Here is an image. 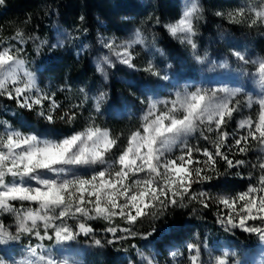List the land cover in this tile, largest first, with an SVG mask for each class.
<instances>
[{
    "label": "snow or ice",
    "instance_id": "1",
    "mask_svg": "<svg viewBox=\"0 0 264 264\" xmlns=\"http://www.w3.org/2000/svg\"><path fill=\"white\" fill-rule=\"evenodd\" d=\"M4 3L5 0H0V5ZM200 11L195 0H191L181 17L165 28L173 39L191 49L197 64H205L208 53L201 56L194 39L197 35L194 19L200 18ZM244 14L242 7L238 15ZM255 16L264 22V4L255 11ZM80 19L82 21L84 17ZM256 23L257 19H252L250 26ZM13 39L21 45L26 42L23 33H17ZM101 42L109 50V55L102 56L97 63V71L105 79L104 65L115 68L118 63L134 71L141 70L134 63L132 51L135 44L145 45L139 30L130 41ZM44 43L41 41V45ZM61 46L62 42L52 44L51 48ZM156 51L164 55L163 50ZM22 52V48L4 46L0 41V97L6 96L19 109L34 111L48 125H54L53 113L61 106L56 103L54 93L45 92L38 86L35 72L20 58ZM232 55L243 65L240 75L253 80L260 91L258 117L241 121L239 128L246 129L247 134L232 137L238 150L244 152L246 149L242 144L250 139L264 144V57L250 60L235 50ZM248 65H251L250 69ZM168 68H171L170 64ZM229 68L227 61H211L207 71L227 72ZM142 70L159 81L171 79L151 60ZM171 87L174 90L165 98L147 96L140 99L147 107L140 118V126L127 137L123 150H119V137L96 125L94 118H90L82 131L62 137H56L55 129H48V135L36 130L21 131L0 119V214L10 213L15 217L14 225L9 227L0 221V264H82L70 251L82 240L87 239L90 247L98 248L115 245L129 237L148 240L156 229L136 232L134 225L138 221L148 217L159 219L170 209L187 208L192 202L204 209L212 207L213 203L227 209L218 220L225 231L239 229L264 243V176L259 179V187L250 186L239 194L208 190L217 186L212 182L226 176L228 169L244 164L243 160L234 162L226 154L231 151V144L227 143L230 134L223 130L238 111L239 101L235 98L243 91L242 87L230 88L227 83L220 86L186 83L183 88ZM80 91L83 93L84 89ZM106 98L105 92L96 98L97 114L100 113V102ZM77 118L75 111L60 117L67 124ZM205 130L217 133L211 151L188 142L196 133L207 140ZM176 148L181 154L170 158L169 154ZM114 150H119V154L116 155ZM196 153L203 159H195ZM219 161L227 166L224 172L218 170ZM260 167L264 171V164ZM194 184L203 187L194 190ZM186 199L188 203H185ZM15 202L20 207H16ZM117 216L128 226L106 227L105 231L113 238H97L91 222L102 219L111 223ZM121 232L125 235L118 234ZM202 247L207 245H187V251L194 253L188 257L189 264H205L201 259ZM138 254L140 264H155L152 257L142 252ZM171 255L176 258L182 254L172 252ZM236 256L235 251H220L212 257L210 264H233ZM259 264H264V255Z\"/></svg>",
    "mask_w": 264,
    "mask_h": 264
},
{
    "label": "rangeland",
    "instance_id": "2",
    "mask_svg": "<svg viewBox=\"0 0 264 264\" xmlns=\"http://www.w3.org/2000/svg\"><path fill=\"white\" fill-rule=\"evenodd\" d=\"M198 8L201 10L198 15L199 19H194V24H199L200 27H204L207 21L206 15L202 14V0H195ZM191 3V0H180V16L174 20L165 23L176 22L182 15L185 8ZM207 11L209 13L211 21L214 23L213 28L215 32L211 33L208 37L204 33L197 31V35L194 37L198 45V53L203 56L205 52L208 53V61L205 64H197L191 55V49L186 45H181L178 40L173 39L176 43L174 51L163 44L159 37L152 33L141 30L139 26L134 25L127 33L123 35H116L109 32L101 27L96 29L93 37L91 38H77L71 29H63L57 27L52 37L39 38L29 37L23 34L24 40L26 41L23 45L19 44L17 40L13 39L16 36L13 35L11 38H2L4 46L14 45L23 49L21 53L22 59L25 60L26 67L34 71L37 76L38 86L45 92L54 93V99L57 104H63L68 107L69 114L71 111L77 113V120L75 123L69 124L68 127L61 128L56 131V134L63 130H71L75 125H86L88 126L90 118H94L95 124L102 127L104 119L113 116L117 119L130 118V122H134L138 127L141 124V117L146 110L147 104H141L140 99L147 96H154L159 98L167 97L169 91L172 89V85H178L183 88L184 84L191 83L196 85H214L220 86L223 83H227L228 87H242L243 91L235 98V101H239L238 111L233 114V118L228 120L227 126L223 129L229 132L228 144H231L230 152H239L243 155L250 156L244 159L242 166L236 167L241 170L232 172L229 179L215 180L212 183L217 185L216 187L208 189L213 193H227V194H239L246 191L250 186L259 187V179L264 176L260 165L264 164V144H261L258 140L250 139L246 144H242L245 147L244 152H240L235 146L232 137H239L246 135V129H240L239 124L243 120L249 118L256 119L259 112V104L257 103L260 97V91L258 85L251 79L240 75L242 63L237 61L232 55V52L240 51L246 55L250 60H254L257 57H264V22L260 21L255 16V11L260 9L261 4H264V0H206ZM1 6V5H0ZM245 9L243 16L238 15V11L241 8ZM249 8L252 10L249 11ZM222 13L217 15L216 13ZM229 13L232 15L230 16ZM221 19L227 24L236 28H241L240 34L233 32V29L227 28L226 30H220L218 20ZM252 19H257L255 25H251ZM239 21V22H236ZM102 24V23H101ZM139 30L141 37L145 40V45L135 44L133 45L132 51L135 57L134 63L137 65L138 71L127 68L124 65L117 63L115 68L104 65L107 79L100 73L103 84L89 87H70L63 86L57 83V79L48 74L42 78L41 71L42 67L37 65L34 57V52L37 51V46L47 47L49 52L54 55L67 56L73 54L76 57L82 55H88L91 58L94 68L97 70V63L101 61L102 56L109 55V50L103 47L102 40H115L118 44L121 42L130 41L135 38V32ZM21 33V32H18ZM153 37L155 42L153 43ZM41 41H44L41 45ZM62 42L61 47L55 49L51 48L52 44H59ZM39 47V48H40ZM156 49L163 50L164 55H160ZM114 59V57H112ZM152 61L157 68L162 72H167L171 79L167 82L159 81L156 77L151 76L149 73L143 71L149 61ZM211 61L217 63L227 61L230 65L229 70H217L216 72H208L207 68ZM171 68H168V65ZM249 69L251 65L247 66ZM113 72L115 80L123 83V88L126 90V95L122 98V104L115 106L111 104L107 88L109 83V75ZM139 74V75H135ZM83 88L82 93L80 89ZM61 92L58 96L61 102L56 100V93ZM101 92L107 93V98L101 101L100 113L97 114L95 110L96 98ZM85 94L87 100H85ZM3 101L8 100L7 97H2ZM234 101V102H235ZM251 102V107L249 103ZM15 103V102H14ZM11 102H0V119L7 120L13 127L21 131L36 130L42 134L48 135L42 131L35 124H30L26 121V113L36 114L34 111L22 112L17 109V105ZM80 107H77V106ZM74 109V110H72ZM47 111V108L45 109ZM55 113V112H54ZM15 117V121L10 120L9 116ZM84 127V128H85ZM131 123H128V127L116 128L117 135L119 137L118 143H120L119 150H123L127 143V137L130 136ZM83 128V129H84ZM104 128V127H102ZM78 130V131H82ZM107 129L110 134L111 131ZM136 130V129H135ZM134 130V131H135ZM205 135L208 139L205 140L199 133H196L193 137L189 138V144L195 147L208 148L210 151L213 150V142L217 141L216 132H207ZM122 143H125L122 148ZM119 150H114L115 154H119ZM222 150H225L222 148ZM226 151V150H225ZM229 153L226 151V154ZM179 148L173 150L169 156L174 157L180 155ZM228 155V154H227ZM195 159H203L199 154H195ZM196 166L193 164V167ZM246 181V182H243ZM202 185H193L194 190H199ZM185 203H188L187 199ZM196 211L193 212L192 209ZM176 211H180L186 215L187 218L184 224H180L177 220L174 221L173 227H157L156 232L153 236H150L148 240H143L139 237H129L126 240L119 241L116 243L117 250L130 261V264H140L141 256L138 252L144 253V255L152 257L155 264H189L188 257L191 254L187 251L188 244H206L207 247L201 248V259L205 261V264H210L212 257L219 255L220 251L228 250L235 251L237 256L234 258L233 264H259V261L264 255V243L259 241L258 245L254 248L239 242L233 238V232L222 231L223 228L219 222L216 226L206 222L207 218L205 214L210 209L211 212L218 218L224 215L227 209L217 207L214 203L212 207L204 209L198 203L192 202L187 208H173ZM164 217V216H163ZM159 219H152L151 217L144 218L138 221L134 225V230L139 233L147 231L150 225H153ZM0 221L1 218H0ZM14 220L5 225L9 227L14 225ZM105 227L115 226L118 228L127 227L124 221L120 218L114 217L111 223L99 219ZM4 224V223H3ZM222 229V230H221ZM152 231V230H151ZM149 231V232H151ZM242 231V230H241ZM119 235H125L124 233H118ZM90 243L77 244L71 249V254L76 259L82 261V264H98L102 263L105 255V247L98 248L89 246ZM136 245V247H132ZM177 252L182 255H177L173 258L171 253ZM15 254V253H13Z\"/></svg>",
    "mask_w": 264,
    "mask_h": 264
},
{
    "label": "trees",
    "instance_id": "3",
    "mask_svg": "<svg viewBox=\"0 0 264 264\" xmlns=\"http://www.w3.org/2000/svg\"><path fill=\"white\" fill-rule=\"evenodd\" d=\"M180 11V0H5V3L0 6V37L11 38L16 33L21 32L33 38H49L53 36L57 27H61L63 29L73 30L75 36L81 39L93 37L98 27L116 35H123L134 25H137L141 30L159 37L166 47L174 51L175 49L177 50L176 43L168 34L165 23L176 20L180 16ZM205 11H207V3L206 0H202L201 15L205 14L207 21L204 27H200L197 23L195 27L197 31L204 33L208 37L211 33L215 32V29L213 28L214 23L209 19L211 18L210 14L205 13ZM81 16L84 17L82 21L80 19ZM218 23L220 30L231 28L236 34H240L243 31L241 28L231 27V25L221 19L218 20ZM34 57L37 65L43 68L41 71L42 78L51 74L57 79V83L60 85L91 87L104 83L100 73L94 68L91 58L88 55L76 57L73 54H69L62 57L54 55L49 52L47 47L43 46L39 48V51L34 52ZM135 75L139 74L135 73ZM108 79L107 92L111 104L120 106L122 104V98L126 95V90L123 88L124 85L114 79L113 72H111ZM60 95L61 92L57 91L56 100L59 102H61V98L58 97ZM0 102H11L15 104L13 101H3L2 97H0ZM59 105L61 106L60 109L53 113L56 121L54 125H48L46 121L36 114L26 113L25 119L28 123L35 124L39 128V131L46 134H49L48 129H55L56 132L65 126L69 128V124L62 121L60 117L65 113H69L68 110L70 109L63 106V104ZM17 109L22 112L26 111L18 107ZM9 118L15 121V117L9 116ZM104 120L101 126L110 129L111 135L114 137H118L115 129L128 127V123L132 125L129 132L138 128V125L130 122V118L117 119L116 117L110 116ZM73 123L76 124L77 122L74 121ZM85 126L84 124L75 125L71 130L60 131V133L56 134V137L71 134L73 131L81 130ZM124 144L122 143V148ZM227 154L234 162L250 157L239 152H229ZM217 167L221 172H224L227 168L223 161H219ZM238 170L241 169H228V174L221 177V179H229V176L233 174L232 172ZM15 206L20 207L18 202H15ZM205 216L207 223L214 226L218 224V218L210 209L207 210ZM0 218L4 225L7 226L10 220H14L15 217L10 213H4L0 214ZM186 218V215L172 208L161 220L150 225L146 232L151 231L153 227L155 229L157 227L171 228L175 220L180 224H184ZM91 223L95 228L97 238H113L110 233L105 231L106 227L101 221L95 220ZM232 232L233 238L251 248H254L259 243L258 238L254 235L239 229L233 230ZM85 243H90V241L84 239L79 244ZM121 261L124 264H130L129 259L117 250L116 245H106L102 263L98 264H119Z\"/></svg>",
    "mask_w": 264,
    "mask_h": 264
}]
</instances>
